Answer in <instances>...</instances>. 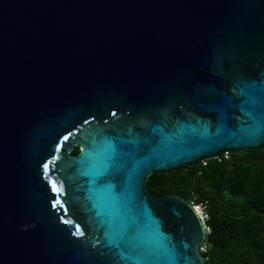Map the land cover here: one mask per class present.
<instances>
[{"label":"water","instance_id":"95a60500","mask_svg":"<svg viewBox=\"0 0 264 264\" xmlns=\"http://www.w3.org/2000/svg\"><path fill=\"white\" fill-rule=\"evenodd\" d=\"M263 148L264 0H0V264H206L147 183Z\"/></svg>","mask_w":264,"mask_h":264},{"label":"trees","instance_id":"16d2710c","mask_svg":"<svg viewBox=\"0 0 264 264\" xmlns=\"http://www.w3.org/2000/svg\"><path fill=\"white\" fill-rule=\"evenodd\" d=\"M147 188L157 196L208 203L206 264H264V148L232 153L222 164L211 160L207 167L153 175Z\"/></svg>","mask_w":264,"mask_h":264},{"label":"built area","instance_id":"2783aa9c","mask_svg":"<svg viewBox=\"0 0 264 264\" xmlns=\"http://www.w3.org/2000/svg\"><path fill=\"white\" fill-rule=\"evenodd\" d=\"M214 160L220 164L230 162L232 160V153L231 152H224L220 156L216 157ZM209 161H211V160H202L199 166L207 167ZM189 204L191 205L192 209L196 212V214L199 216L200 220L204 224V227L207 231V234L209 235L211 232V228L208 225V223L210 221V213H209L208 203L207 202H204V203H202V202L201 203L191 202ZM207 251H208V245H207V241H206L200 247V253L202 255H204L205 253H207Z\"/></svg>","mask_w":264,"mask_h":264}]
</instances>
